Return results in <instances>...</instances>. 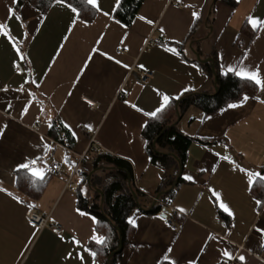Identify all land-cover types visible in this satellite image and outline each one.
I'll return each instance as SVG.
<instances>
[{
  "label": "crops",
  "instance_id": "1",
  "mask_svg": "<svg viewBox=\"0 0 264 264\" xmlns=\"http://www.w3.org/2000/svg\"><path fill=\"white\" fill-rule=\"evenodd\" d=\"M236 1L231 7L223 0H141L132 22L125 25L113 16L115 0H98L101 11L95 9L87 25L78 17L69 33L76 16L62 4H53L42 15L30 4L15 8L13 0H0V23L8 24L10 35L27 56L26 61H20L12 41L0 34V127L6 125L0 133V188L7 190L0 191V264H93V259L101 264L85 249L95 252L96 244L89 239L93 228L102 233L93 224V214L78 206L79 196L91 201L94 190L83 174L94 169L87 154L91 139L100 152L130 167L131 183L141 194L139 207L132 212L136 226L118 264L161 263L169 246V255L178 264L192 259L197 264H217L223 249L234 256L243 255L244 264H264L263 241L252 228L253 224L264 226V207L256 215L252 200L253 196L264 200V187L254 186L248 192L245 175L220 159L230 155L248 169L264 167V91L256 87L254 94H242L249 99L241 106L223 113L219 109L206 116L210 119H203L205 116L194 107L179 115L174 126L193 139L175 170L174 182L164 185L161 181L166 169L150 160L142 136L141 125L149 117L131 106L152 111L159 103L156 90L170 96L186 87L192 93L212 92L213 78L195 54L208 58L215 52L219 69L221 64L242 60L246 67L259 66L264 76V29L253 30L246 22L248 15L264 19V0ZM9 8L21 19L9 16ZM194 10L200 13L195 20L191 16ZM141 15L154 23L140 20ZM94 47L98 48L95 53ZM167 47H175L176 52L166 51ZM105 52L114 59L101 54ZM116 59L122 64H116ZM14 61L23 65V73L17 72ZM144 70L152 71L148 82H141L140 72ZM26 79L37 80L40 87L25 84ZM22 85L24 91L19 90ZM29 90L34 97L27 96ZM242 96L230 103H238ZM28 100L32 101L28 111L21 115ZM49 117L66 122L76 133L72 148L48 134ZM85 125H91L92 130ZM45 143L51 147L45 148ZM158 149L171 153L166 147ZM37 156L41 158L38 167L56 163L58 172L34 179L26 171H13L26 157ZM103 165L108 170L116 168ZM185 175H192L194 180H185ZM171 186L173 193L166 200L159 196L160 202L156 201L157 195L171 191ZM82 187L86 188L84 194L79 191ZM209 187L222 193L234 217H228L209 199ZM13 197L24 203H17ZM102 199L100 195V202ZM152 204L151 209L161 207L149 212ZM32 208L47 216L46 226L28 223ZM180 208L185 211L180 212ZM174 211L178 212L176 218L169 223ZM50 224H58L60 231H54ZM209 233L218 239L208 240L205 247ZM73 236L79 245L72 241ZM201 247H205L203 253ZM69 252L72 256L66 259ZM228 264L241 262L236 259Z\"/></svg>",
  "mask_w": 264,
  "mask_h": 264
},
{
  "label": "trees",
  "instance_id": "2",
  "mask_svg": "<svg viewBox=\"0 0 264 264\" xmlns=\"http://www.w3.org/2000/svg\"><path fill=\"white\" fill-rule=\"evenodd\" d=\"M223 1L231 7H235L237 3L236 0ZM24 3L30 4L43 15L56 2L55 0H16L15 8L20 7ZM66 3H72L73 6L77 7L79 9L78 17L84 21L89 22L94 16L95 9L87 4L85 0H66ZM140 4L141 0H121V4L116 8L113 16L121 23L130 25ZM211 57L214 63L217 92L214 93V89L212 92H184L178 99H173L157 118L149 117L147 123L143 126L142 136L145 139L146 151L150 160L159 162L166 169L161 185L174 182L176 177L175 170L178 168L179 163L184 160L187 147L193 139V137L178 131L176 126L169 127L175 120L177 111L179 115H182L190 107H194L200 110L203 116H207L217 112L226 104L239 100L244 93H255L256 86L254 83L242 80L232 74L222 75L217 64L215 52L211 53ZM200 64L207 74L213 78L209 63ZM52 123L53 126L49 128L48 134L68 148H72L74 138L71 132L60 124L58 118L52 120ZM155 139L156 142L153 145ZM159 146L166 147L171 153H161L158 149ZM87 154H89V159H92V168L102 167L96 170L89 179V185L95 190H93L91 201L87 200L86 197L79 196L78 206L93 214L98 221L96 224L97 230L108 237L106 244H96L94 249L97 253V259L101 264H118L121 254L133 233V226L128 223L127 218L132 216L136 206L139 207L141 194L132 185L131 181L127 180L125 172L121 169L126 168L130 171L128 165L104 152H95L89 149ZM87 154H85V158H87ZM83 160L84 158L81 162ZM103 164H110L116 168L108 170L105 169ZM170 167H172L171 173H168ZM23 172L25 170H19L16 173L22 174ZM83 174L87 175V170ZM96 189H100L103 193L102 202H100V194ZM172 193L173 190L166 194H160V198L166 200V196ZM160 207L161 205L154 207L149 212H156ZM172 215L176 216L175 213H172ZM119 238L122 240V249L120 252L110 256V253L117 248ZM160 264L166 263L162 261Z\"/></svg>",
  "mask_w": 264,
  "mask_h": 264
},
{
  "label": "snow or ice",
  "instance_id": "3",
  "mask_svg": "<svg viewBox=\"0 0 264 264\" xmlns=\"http://www.w3.org/2000/svg\"><path fill=\"white\" fill-rule=\"evenodd\" d=\"M13 2L15 3L16 0H13ZM56 3H59V4H62L64 5L65 7H67L73 14H75L76 18H73L71 20V23H70V26L68 28V32L70 33L72 31V26H74L76 23H77V18L79 16V9L75 6H73L72 3H66V0H55ZM85 2L89 5H91L94 9H96L97 11H101V8L99 6V3H98V0H85ZM121 4V0H115V6H114V9L115 8H118ZM186 7H189V8H195L196 6L195 5H192V4H187L185 5ZM8 14L9 16H13L15 15V12H14V9L12 8H9L8 9ZM105 16H109L110 13L109 12H104L103 13ZM199 11H192L191 12V16L192 18L195 20V19H198L199 18ZM15 18L17 20H20L21 17L18 16V15H15ZM139 19L142 20V21H145L146 23H148L149 25L153 24L154 21L151 20V19H148L146 18L145 16L141 15L139 16ZM117 23H119V21H116ZM246 22L247 24H249L251 26V28L253 30H256L257 28L259 29H264V19H260L258 17H255L253 15H248L246 17ZM85 25H87V21H84ZM23 27V25H22ZM107 27V25L105 26ZM160 31L161 33L164 32V29L161 27L160 28ZM0 34H2L4 37L8 38L10 41H12V46L13 48L15 49L16 53H17V56H18V59L20 61H26L27 60V56L25 53L22 52V50L18 47V45L16 44L15 42V37L11 36L10 35V28L8 26L7 23H0ZM24 35L26 36L27 33H24ZM126 35V34H125ZM64 41H66L68 39V36H65L64 38ZM97 44L100 43L99 40H97L96 42ZM60 47L62 48L63 47V44L60 45ZM166 51L168 52H172V53H175L176 52V48L175 47H167L165 49ZM59 51V50H58ZM98 51V48L94 47L92 49V52L95 53ZM102 55H105L107 56V58L109 60H112L114 59V57L108 55V53H101ZM244 57L246 58L248 53L247 51L244 52ZM222 58V57H221ZM91 59V57H89V60ZM14 67H16V70L17 72H20V68H19V65L16 64V62L14 61ZM88 61L86 60L85 61V67L87 65ZM115 63L120 65L122 64V61H120L119 59H116L115 60ZM124 68H128L129 65L127 64H123L122 65ZM140 68H143L144 66L143 65H139ZM193 67H197L196 65H193ZM84 71V68H81V74L83 73ZM220 73L222 75H228V74H232L236 77H239L240 79L242 80H248L252 83H254V85L257 87L258 90L260 91H264V76L261 75V72H260V69H259V66H256L255 68H249V67H246L244 66L243 64V61H238L237 64H228L227 66L221 64L220 66ZM46 75V74H45ZM79 79V76L77 77V80ZM25 84H34L37 88L40 87V84L37 83V80L35 79H26L24 81ZM6 90V89H5ZM20 91H24V88H23V85L21 86V88L19 89ZM191 90L190 87H186L184 89L181 90L180 93L174 95V96H170L168 93L166 92H162V91H159V90H156L157 92V95H158V98H159V103L158 105L152 110V111H143L142 108H139L137 107V105L135 104H132L131 106L133 108H135L137 111H141L143 112V114L146 116V117H150V118H157L158 115L163 112L165 110V108L169 105V103L173 100V99H178L180 95L183 94V92H187ZM34 93L32 91H28L27 92V96L28 97H34ZM249 99V97L247 95H244L242 96V98L240 99V101L238 103H228L226 105V108H220V112L223 113L224 111H226V109L228 108H236V107H239L241 106L245 101H247ZM256 99H259V97H256ZM31 100H28V102L25 104V106L23 107L22 111H21V115H24L27 113L28 111V105L31 104ZM89 104H91V101H88ZM125 104H128L129 101L125 100L124 101ZM11 105H9L10 107ZM203 119H210V117H204ZM203 122V120L201 121ZM147 123V121H145V124ZM47 124L49 127H52L53 126V123H52V119L51 117L48 118V121H47ZM60 124L68 129L70 132H71V128L70 126L64 122V121H61ZM144 125H141V127H143ZM3 127H6L3 126ZM3 127H0V133L3 132ZM86 128H88L89 130H92V126L91 125H85ZM71 135L75 138L76 137V133L75 132H71ZM41 140L43 141V137H41ZM44 147L45 148H50L51 146L48 145L47 143L44 144ZM225 147H227V145H225ZM217 156H220L219 153H216ZM220 159L224 160V161H227L228 163H230L232 166H233V171H239L241 173H243L246 177V184H247V191L248 192H251L253 187L254 186H262L264 187V167L260 168L259 170H251V169H248L240 164H238L233 158L232 156L230 155H223V156H220ZM41 158L40 157H33L31 159L29 158H25L24 159V162L22 163H18L15 168L13 169V171H19V170H25L27 173H29L31 175V177H33L34 179H43L44 176H45V169H46V164L44 166H40L38 167V162H40ZM65 160H67V157H65ZM213 172L216 171V167H212L211 169ZM184 179L187 180V181H193L194 178L192 175H185L184 176ZM15 182V181H14ZM79 183V181H78ZM0 191H7L6 189L4 188H0ZM82 194L86 193V188H80L79 190ZM208 192H209V199L214 203L216 204L220 209L223 210L224 213L227 214L228 217H234V212L232 211V209L230 208L229 204L226 203L223 199H222V193L212 187H209L208 189ZM9 196L12 195V193H8ZM17 203H24V201H22L19 197H13ZM252 200L254 202V205L255 207L253 208V212L256 213V215H259L260 213V210L262 209V207H264V200L262 199H258L256 198L255 196L252 197ZM30 207H32V205H30ZM77 212H79L80 215H86V213H83V212H80L79 209H76ZM180 212H184L185 209L183 208H180L179 209ZM160 219H164L163 216L160 217ZM92 221H93V224H97L98 221L95 217H92ZM127 221L130 225L132 226H136V219L134 218V216H130L127 218ZM29 224H32V221H29L28 222ZM33 227H35V225L33 224L32 225ZM232 227H234V225H232ZM253 230L255 232H257L260 237L262 238V241H264V226H258L256 224H253L252 226ZM55 231V230H54ZM35 235V232L33 233V236ZM61 239H64L63 236L60 237ZM89 239L91 241H94L95 244L97 245H104L106 244V241L108 240V237L105 236V235H100L98 234V232L96 231L95 228H93L92 230V235L89 237ZM218 239L216 236H214L213 234L209 233L208 234V237L205 241V247L207 245V241L208 240H216ZM72 241L79 245L80 244V241L76 239L75 236L72 237ZM262 247H264V242H262L261 244ZM205 247H201L200 249V252L203 253L205 251ZM27 248V245H25V249ZM85 251H88L89 254L95 258L97 253L94 252V251H91L90 249H85ZM172 252V247L169 246L166 251L163 253L161 259L163 261H166L167 264H178L177 260L175 258H172L170 257V253ZM22 255V253H21ZM72 256V253L69 252L67 254V256L65 257L66 259L67 258H70ZM77 257L83 261V256L80 255L79 253H77ZM238 259L241 264H244V261H245V257L243 255H239V256H234L233 253L231 251H229L228 249H223V250H220V253H219V259L217 260V264H228V261H232V260H236ZM93 264H96L95 262V259H93ZM157 264H160V260L157 261ZM186 264H197V261L195 259H192V260H189L186 262Z\"/></svg>",
  "mask_w": 264,
  "mask_h": 264
},
{
  "label": "built area",
  "instance_id": "4",
  "mask_svg": "<svg viewBox=\"0 0 264 264\" xmlns=\"http://www.w3.org/2000/svg\"><path fill=\"white\" fill-rule=\"evenodd\" d=\"M16 64L19 65L20 73H23L24 72L23 65L19 61H16ZM15 69H16V67H15ZM151 77H152V71H145L144 70V71H141L140 72L141 82H148ZM123 95H127V94L124 93ZM90 141H91L92 144L89 147V149L92 150V151H95V152L96 151L100 152L101 150H100L99 146H97L96 144L93 143V139H91ZM82 157L83 156H81L80 159H82ZM57 172H58V164L55 163V164H51V165L46 166L45 174H55ZM67 183L68 184L71 183L70 182V178L68 179V182ZM156 201H159V197L156 198ZM173 213L177 214L178 212L177 211H174ZM27 219L29 221H32V223L35 224L36 226H38L39 228H42V227H44V226H46L48 224V218H47V216L38 213L33 208L28 211ZM168 222L169 223H173L174 222V216L173 215L170 216ZM50 227L53 230H55L56 232H59L60 231V226L58 224H50Z\"/></svg>",
  "mask_w": 264,
  "mask_h": 264
},
{
  "label": "water",
  "instance_id": "5",
  "mask_svg": "<svg viewBox=\"0 0 264 264\" xmlns=\"http://www.w3.org/2000/svg\"><path fill=\"white\" fill-rule=\"evenodd\" d=\"M196 55V58L199 62H202V63H209L210 65V69H211V72L213 73V82H214V86H213V89H214V93L217 92V87H216V76H215V72H214V63H213V59L211 57H208V58H200V56L198 54H195ZM176 115H177V119L172 122L169 127H172L176 124L177 120L179 119V113L178 111L176 112ZM155 142H156V139L153 141V145H155ZM159 152V151H158ZM100 167H96L92 170H90L87 174V178L88 180L90 179L91 175L96 171V170H99ZM126 176H127V180L130 182L131 181V176H130V171L126 168H121ZM173 187L171 186L169 189L171 190ZM100 195H101V198L103 196L102 192L100 189H96ZM160 196V194L157 195V198ZM153 204L148 208V210H150L152 208ZM122 249V240L119 238V241H118V245H117V248L112 252L110 253V256H112L114 253H118L120 252Z\"/></svg>",
  "mask_w": 264,
  "mask_h": 264
}]
</instances>
